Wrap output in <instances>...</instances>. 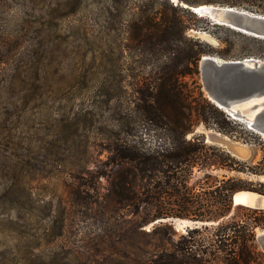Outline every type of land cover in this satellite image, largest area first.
<instances>
[{
	"label": "rangeland",
	"instance_id": "1",
	"mask_svg": "<svg viewBox=\"0 0 264 264\" xmlns=\"http://www.w3.org/2000/svg\"><path fill=\"white\" fill-rule=\"evenodd\" d=\"M163 7V0H0V264H138L166 242L162 227H171L173 241L187 233V227L175 231L170 225L169 218L179 217H162L142 224L148 234L136 238L143 206L134 215L129 206L103 202L108 146L127 131L152 128L142 108L156 91L168 53L136 48L132 25L149 15L161 21L153 10ZM183 15L195 24L188 36L230 50L231 56L219 58L239 59L241 52L264 59L263 42ZM184 81L192 96L201 85L205 100L220 111L206 108L209 120L235 136L198 123L187 137L202 133L206 143L226 150L206 141L208 132H217L239 143L244 156H233L256 165L264 156V135L210 101L199 74ZM225 116L237 123L225 124ZM146 136L148 144L160 140L152 129ZM210 172L264 181V173ZM204 173L194 168L190 184Z\"/></svg>",
	"mask_w": 264,
	"mask_h": 264
},
{
	"label": "trees",
	"instance_id": "2",
	"mask_svg": "<svg viewBox=\"0 0 264 264\" xmlns=\"http://www.w3.org/2000/svg\"><path fill=\"white\" fill-rule=\"evenodd\" d=\"M161 21L154 15L144 17V21L134 22V44L136 48L152 51H166L168 58L160 68V82L149 103L143 104L144 119L151 125L157 143L148 144L147 134L139 129L123 133V137L108 146L110 155L103 162L110 166L106 175L107 188L103 194L104 206L121 204L129 206L137 215L143 206L144 214L134 224L136 238L148 234L139 229L142 224L162 217H179L192 220H217L231 213L216 224L188 229L176 241L172 240V229H161L166 242L155 244L148 253L147 261L138 264H264V253L256 243L257 229L264 230V209L233 205L231 196L240 189L255 191L264 195V181L244 180L236 176L222 177L213 175L212 169L235 170L253 174L264 173V156L256 165L248 166L224 148L205 142L202 133L191 137L187 134L192 128L203 123L214 125L216 129L232 135L219 121L209 120L206 108L219 113L208 104L197 86V96L184 81L185 77L199 74V60L202 55L222 58L231 56L227 48L216 49L207 42L187 35L188 28L194 23L186 22V14L205 27L224 28L235 31L245 38L263 42L264 39L243 34L213 23L199 16L189 6L198 2L179 0L174 5L163 0ZM264 13V0H211ZM188 4L187 7L183 4ZM202 4V3H201ZM142 18V16H139ZM138 18V19H139ZM200 27V26H199ZM202 30L206 28L201 27ZM199 29V28H198ZM239 52L237 57H253ZM194 104L192 101H195ZM148 102V101H147ZM221 115H223L221 113ZM225 124H236L227 116ZM194 168L205 171L203 176L190 184Z\"/></svg>",
	"mask_w": 264,
	"mask_h": 264
},
{
	"label": "water",
	"instance_id": "3",
	"mask_svg": "<svg viewBox=\"0 0 264 264\" xmlns=\"http://www.w3.org/2000/svg\"><path fill=\"white\" fill-rule=\"evenodd\" d=\"M189 8L215 24L264 39V13L225 4H198ZM199 76L210 101L214 100L218 108L222 107L223 111L234 119H246V111L253 112L258 109L251 121L246 120L249 128L264 135V59L253 57L222 59L217 56L202 55L199 60ZM253 99L256 102L240 109ZM206 141L224 146L233 155L244 156L237 150L238 142L221 136L217 132H208ZM262 178L264 179V176ZM240 192H251L255 196L248 195L244 201H241L237 199V194ZM263 197V194L255 191L240 189L232 194L231 200L234 206L240 204L250 208L264 209ZM169 219L175 231L184 230L186 227L198 228L209 223L183 218ZM157 221H167V219ZM256 241L264 253V230L257 233Z\"/></svg>",
	"mask_w": 264,
	"mask_h": 264
},
{
	"label": "bare ground",
	"instance_id": "4",
	"mask_svg": "<svg viewBox=\"0 0 264 264\" xmlns=\"http://www.w3.org/2000/svg\"><path fill=\"white\" fill-rule=\"evenodd\" d=\"M214 104H215V101L214 100H211ZM254 102H256V100H251L250 102H248L247 104H245V105H247V106H249V105H251V104H253ZM217 106V105H216ZM220 109H222V110H224L222 107H220ZM234 110H236V108L234 109ZM258 109H256V110H254L253 112L252 111H249V114L251 115L250 117H247V115H246V119L248 120V122L249 121H251L252 119H253V116H254V114H255V112L257 111ZM233 118V117H232ZM240 119V118H239ZM246 119H244L246 122H247V120ZM241 120V119H240ZM238 150V149H237ZM255 196V194H252L251 192H240L239 194H237V199L238 200H241V201H244L245 200V198H247V196ZM263 200H264V197H263Z\"/></svg>",
	"mask_w": 264,
	"mask_h": 264
}]
</instances>
